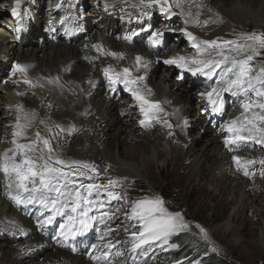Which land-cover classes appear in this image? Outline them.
Wrapping results in <instances>:
<instances>
[{"label": "rangeland", "instance_id": "1", "mask_svg": "<svg viewBox=\"0 0 264 264\" xmlns=\"http://www.w3.org/2000/svg\"><path fill=\"white\" fill-rule=\"evenodd\" d=\"M83 1L84 0H70V2H68V6L72 5L75 11L76 12L78 11L79 16L84 20L90 18L99 20L103 17L105 13L112 10L110 8L113 9L135 8L137 9V11L150 12V17L152 19V22L150 23L149 30L138 35L135 39V43L144 47V45L148 44L147 37L148 35L151 34V31H155L157 29L164 31L165 33L163 38L164 44L160 48L154 49V52L157 54L156 56L158 59L154 66L155 70H153L151 74L152 73L156 74L155 77L156 82L158 83V85H161V87L167 89L168 86L169 89V85L165 86V84L167 83L165 81L171 79L173 82L182 86L185 89L187 98H189L190 95L191 97H194L195 100L193 106L191 105L192 104L191 98H189V100H186V102L188 101L186 103L188 104V107L186 109L184 107L182 112L186 114L188 113L187 114L189 115L188 118H191L192 120L190 121L186 120L187 123L186 128L183 132L180 133H173V134H171L170 132L168 133V131L172 129L169 123L167 126L154 125L152 127L153 129L149 128L147 125H142L140 123V121L145 118L144 114L142 116L141 114H138V112L133 113L134 115L138 114L136 115L137 116L136 121L138 122V124L145 127V129L139 130L140 128L137 126L135 120H133L136 124V131H134V133L138 132L140 135H147L149 133L152 134L153 133L152 131L147 132L143 130H148V129L154 130L157 127L162 129L163 131L162 133L164 134L167 133L166 142L160 144L159 148H157L156 150L151 149L146 152L142 151L136 160H130V161L124 160L125 163L132 165L136 164V166H139L142 169V173L140 169L138 171L139 174L137 176L132 175L127 171H122V170H120L119 172L116 171V169L112 167V165L113 166L116 165L113 163L108 164L107 162H104L105 158H102L100 160L97 159L98 162H100L99 164H96L97 162L92 163L93 160H91L92 158L90 156V150L86 146H82V147L79 146L82 142L85 143V141L83 140V135L78 134V132H81V129L77 128L76 126L68 130L60 122L59 126L60 128L63 129L64 132L65 131L70 132L73 130V132L75 131L76 134L67 137L62 134L64 137L61 136L60 140L51 138V145L54 149L52 155L54 157H58L59 159L64 160L67 163H71L68 161L72 160V161H81L91 165L94 164V167L99 173V175L96 176L95 173H92L88 169H81L86 173V175L93 176L94 179L89 180L87 178H80L78 179V183H83L85 185L89 183L107 185L109 179L112 180L116 179V177L114 178V176L121 178V179L117 178L118 183H116L109 190L114 191L115 193H119L122 198L119 200H112L110 203L107 202L108 205L111 206L110 213L111 214L115 213L119 218L118 220H115L112 223V225L110 224V227H112L113 231L109 235H106L103 240L98 239L99 235H97L96 228L101 229L102 227L97 224L85 236L81 237V241H83L88 253L91 254L92 257L93 256L102 257L104 252L110 251L111 255L109 256V260L111 257L115 256L117 258L116 264H187L188 260L191 257L196 256L198 254H201L202 257V254L205 252L217 255V257L224 259L228 264H264V175H261V172L264 171V165H261L259 163L260 160L264 159V146L251 141L241 143L239 146H226L224 143L225 137L228 136L229 134L223 130L222 126L227 122L241 116L243 110L239 105H240V101L244 99L243 96L237 97V96H233L230 93L224 94L222 111L220 113H213L211 111L210 105L207 103V98L206 97L202 98L200 96V93L210 91L212 86L215 85L217 77L220 74H222L224 71H226L229 67L233 66L231 62L229 61L226 64L221 65L220 68L216 69V75L213 76L212 79H209L208 77L201 74L192 75L190 72L186 70L182 71L181 69L177 68L174 65L164 64L163 63L164 59H169L171 57H174L175 54H176L175 56H177V53H179L178 56H185V57L196 56V49L192 47L191 42L181 32V29L185 28L182 27V25H180L181 23L179 22L180 19L183 18L182 16L174 15L175 19L173 18L172 21L173 23L172 25H170L168 23V19L170 17H168L165 14L164 15L161 14L158 6H154V8L150 10L146 9L141 4V0H133L130 3H128L129 0H85L84 2ZM210 1L214 2V5L216 6L218 5L216 4L217 0H210ZM260 1L264 2V0L245 1L246 3H249V8L253 7L254 9H246L245 7L238 9L234 4L233 5L227 4L226 5L227 11L231 10L236 12V13L234 12L235 14L233 13V15H231V18L235 17L234 19L232 18V22H234L233 23L234 27H232L231 30H227L219 35H214L213 33L215 28H209L205 26V29L207 28L209 29L207 30L204 29L199 32L194 31V34L195 35L198 34L197 36L200 35L201 38L205 40H216L217 38H221V41L236 40L238 42H243V38L240 35L241 33H252V32L258 34L264 33V4H262L261 6ZM112 2H114V5L112 4ZM104 3H107V5L109 6L107 10H102L101 6H103ZM57 5H59V7ZM64 5H65V0H32V6L30 8L29 18L30 21L32 20V18H35L37 19V22H34L32 26L30 25V27L23 26V24H20L21 30L19 33L17 32L15 33V31L12 32L10 31V33L3 35L6 38L7 46L11 48L12 45H20L21 49L27 47H31L34 49H43V47H45L44 49H46L53 44H56L58 46L64 44L61 45L64 47L66 45V41L64 40L63 37L60 36L57 40H52L51 38H49L47 32L48 26L57 17L62 15V13H58L56 10L62 9ZM21 6H22V0H20L18 7L16 6V0H0V27L4 26L6 30L7 28L11 27L14 30L15 27L12 26V22L16 20L17 17H14L12 15V9L14 7H17V12L20 13ZM10 16H12V19ZM220 24L221 22H219L214 27L220 28ZM168 29H171L172 31H168ZM86 33H87L86 31H83L79 37H81L85 41H90V39H92L93 36L88 37L86 36L87 35ZM121 33H122V26H119L115 30V34L116 36H120ZM34 39L37 40L35 41ZM1 40L2 38L0 37V41ZM140 46L138 47L141 48ZM224 51L225 54L234 57L236 60L245 59L247 55L253 54L251 49L245 48L240 52L239 55H237L235 46H231V47L225 46ZM258 51H259V55H255L254 59L250 62L251 67L254 69L253 74H255V71H258L261 66H264V49H259ZM208 52L210 53L209 55L203 54L199 58L212 59L213 57H215L216 59L217 57V59H221V57L216 56V52L213 51L212 49H209ZM17 60L20 61L18 62L19 64H23V62L25 63L26 61V60L24 61L19 60L17 56H14L12 58L11 64H9L10 60L8 59L4 61L0 60V68H2V72L0 73V96H1L0 104L3 107V110L1 112L2 113L5 112V116L3 117L0 116L1 117L0 126L5 127L7 129H11L13 125H15L14 123L13 125H10L8 118L14 119L16 123V116L18 114L22 115L25 112L28 113L29 110L27 107L25 108L24 105L25 103L21 102V100H23L24 97L32 96L33 99L40 100L42 104L45 105V109L46 107L49 106L48 105L49 99H52L55 102H57L56 98H58L56 93L52 92V90L48 88H45L43 84L34 83L29 78L23 77V73L16 71L15 65L17 64ZM151 74L149 76V79L151 77ZM15 76H17L18 78ZM135 77H136L135 74H131L129 78L134 79ZM18 79H20L22 83ZM25 79L30 80L32 86L30 84L29 85L25 84L24 83ZM18 81L20 82L19 84ZM140 82H142V85L146 88L150 86L148 85V82H146L145 79ZM20 84L24 86L22 87V89H20ZM29 87L31 89H29ZM133 87L135 89V86ZM150 90H151L149 92L150 97L149 98L144 96L143 97L148 101H153L154 103L159 102V106H161V101L160 99L157 98L158 95H156L157 93L154 90V87L153 88L150 87ZM12 94L16 95V97L19 98L18 99L19 103L17 105H21V103L23 104L22 105L23 113H20L18 111L16 112L12 111L14 106L17 107V105L11 103L13 107L11 105L10 106L12 108L8 106L10 104L9 95L11 96ZM129 94L132 95L131 92L128 91V95ZM21 96L23 98H21ZM118 98H120L121 101L123 102V103L120 102L118 103L123 107H125L126 109L129 105L133 103L130 101L131 99L127 97L120 96ZM250 98L252 100L258 99L254 93L250 94ZM137 102L138 101H136V103ZM259 102H264V98H260ZM195 105L196 107H194ZM44 111L43 113L40 112L39 116L37 114L35 118L32 120L31 124L34 123L33 126L34 133L39 132L40 135L42 133H44V135L46 134L49 135L50 131L48 130V127L50 124L48 122L43 121V117L45 115L50 116V113L47 109ZM134 111H139V108L135 107ZM255 111H259V109H255ZM41 114L44 115L41 116ZM250 114L251 113H249V115ZM127 115L125 118L130 117ZM203 125L205 127L210 126L212 128V132L208 131L206 128H203ZM60 128H58V131H60ZM46 130H48V132ZM87 132H91V130H88ZM34 133H31L30 135L35 136ZM183 133L186 134V136H188L187 140L189 141L190 144L188 143L187 140L184 142L183 145H180V143L177 141L178 139H180ZM107 135L108 137L112 138L113 136H115V130L113 128L109 129ZM213 136H218L220 141V146H222V148L226 152H228V154L231 155L232 157L239 156L242 162L256 161L255 164H251L247 166V171L250 173V175L246 176L244 175V170H245L244 167L238 168L236 162L233 161L232 157L229 160L230 171L228 170V174H231L232 171L231 168H235L237 171V172L235 171L236 175L231 174V176L233 175L232 176L233 178L237 176L235 178V181L241 180L240 181L241 185L244 184V182L248 183V186L247 187L245 186V188H247V191L251 193V196L248 199L249 201L247 200L246 202L247 207L245 209L241 204V202L237 200L236 202L237 204H235L236 205L235 210H233L234 202L236 201L235 197L239 196L240 191L236 192L237 194H235L236 190L233 189L228 194L221 195L220 192L218 191L219 187H216L215 184L214 185L211 184L212 172L210 170L211 168H210L209 158L207 159L206 162H204V165L207 168V172L209 173V176L211 178L209 180L207 179L208 181L203 179L198 180L197 178L196 181L191 183V175L188 174L185 177L184 181L182 182L181 188H178L175 185V183H173L170 180L169 176H166L167 173H164V171L161 172V167L165 165L166 155L168 156L167 153L168 147L172 146L177 149L181 148L182 151L188 149L189 147H192L193 149L196 147L195 148L196 150L195 149L194 150L198 151V153L200 152L199 153L200 155H203L205 153L204 155L210 157L211 150L209 149L210 147L209 139L210 137L212 138ZM7 137L8 134L6 135L0 134V154H2L5 149H9L13 147V145H11V140H9ZM121 137H123V135H121ZM207 141H208V147L206 148L205 145L207 144ZM141 142L142 141L138 140L136 143L141 144ZM130 143L131 142L125 143L122 147V150L126 149L127 146L130 145ZM117 150H119V148ZM158 150L165 151L164 152L165 155L162 154L159 155ZM77 158H81V159L74 160ZM101 162L106 163L105 166L102 167L100 165ZM150 163L153 164L152 172H154L157 177V179L155 180L157 181L155 185L152 182H149L148 181L149 179L147 180L146 178H144V177H148L147 173H144V171L145 168ZM172 166L173 165L171 164L169 168H172ZM0 175H1L0 188L3 186L4 188L3 187L2 188L5 191V192L1 191L0 199L2 200V202L6 203L5 205L0 204V213L11 216L14 219L18 220L20 222V227L22 228L21 230H19L20 229L19 226H18L19 229L17 228L21 233L20 235L21 237H20L18 233H16L17 235L16 236L15 233H12V231H10L11 227L8 228L7 226L1 227L0 245H3V247L7 250V253H12V254L16 253L18 260L20 262H23V264H72L71 260L65 256L59 258V261L56 263H50L45 260V257L47 256L48 252H54L59 247L53 248L52 250L50 248L49 249L45 248L41 251V253L43 252L42 254L41 253L39 254L35 251L31 252V249H29L27 246L29 244L24 243L27 241L26 240L27 236L24 235L25 231H27L26 223H24V221L25 220H27V222L31 221L32 225L34 224L33 227L36 230V234H38L37 227L39 226V224L37 223V221L38 219L42 218L41 208L39 205L17 204L13 200L8 199L6 197L7 182L3 176V173H0ZM256 186L258 190H256ZM188 187H190L191 189H189ZM239 187L240 186H238V189L240 190ZM104 198L108 201L106 194L104 195ZM146 198H150V199L161 198L163 200L164 208L167 209L169 213L181 214L183 221L187 223L189 227L179 232H186L190 234L191 242L188 245L189 247L188 249H192L191 256L185 255L183 257H180L182 253H178V250L181 249V247L183 246H180L177 243L170 242V238H169V243L175 244L177 245V247L172 248V247H168L167 245L163 247H159L157 246V243H153L150 249L149 246L146 245L147 249L144 252H147V255H143L142 253H139L140 251L144 250L145 247L137 250V252L132 250L131 233L133 231L139 232L140 228L137 223L134 224L132 222L133 220L126 218L125 214L130 212L134 202L144 200ZM90 199L94 200L93 195L92 197H90ZM91 214L97 215L98 213H95L93 211ZM22 215L25 217H23ZM63 219H64L63 217H57L56 221L52 225L47 226L46 231L42 233V235H40L41 236L39 238L40 241H46L45 239L52 241V239H56L57 238L56 231L59 227V223L63 222ZM1 223L3 224V221ZM197 225H199V227H197ZM201 228L204 229V233L200 231ZM22 232L24 234H22ZM205 233H206V238H205ZM7 235L10 236L12 240L6 237ZM109 241H111L112 245H114V247H112L111 249L106 247ZM71 243L75 245L77 243V240L72 241ZM92 244H98L99 247L96 249H92L91 247ZM34 245L36 246V242H34ZM43 245L46 246L48 244L46 243L41 244L39 247L42 248ZM8 248H12V249L9 250ZM60 250L66 251L67 253L71 254V252L68 251L67 249H60ZM23 251H25V254H22ZM28 252L31 255L30 254L27 255ZM116 252H121L123 254L117 256ZM10 257L11 256L7 257L6 255L0 256V264H11L8 263L9 262L8 259ZM93 261H97V260L93 259ZM103 261H104L103 259L100 260V262Z\"/></svg>", "mask_w": 264, "mask_h": 264}, {"label": "bare ground", "instance_id": "2", "mask_svg": "<svg viewBox=\"0 0 264 264\" xmlns=\"http://www.w3.org/2000/svg\"><path fill=\"white\" fill-rule=\"evenodd\" d=\"M132 1L133 0H129L128 3ZM245 1L246 0H217L216 4L218 5L216 6L214 5V2H211L210 0H183L182 7L184 14H181V9L176 8L175 6H173V12L176 13L175 15H180L183 17L182 19H180L179 22L181 23L180 25H182V27H185L188 32L194 34V31L196 32L202 31L205 29L206 26L209 28H215L213 34L219 35L227 30H231L232 27H234L233 24L234 22H232L233 17L231 18V15H233L235 11H231V10L227 11L226 5L234 4L238 9L244 7L246 9H254L251 6H250L251 8H249V3H246ZM68 2H70V0H65L64 7L62 9L56 10L58 13H62V15L57 17L47 28L49 38H51L52 40H57L60 36L64 38V40L66 41V45L64 47L61 46L64 44H61L60 46L53 44L46 49H44L45 47H43V49H34L31 47L21 49L20 45H12L10 48L9 46H7L6 38L3 35L10 33V31L11 32L15 31L16 28L13 30V28L9 27L6 30L3 26L0 27V37L2 38V40L0 41V60L4 61L8 59L10 60L9 64H11L12 58L14 56H17L19 60H23V61L26 60L25 63L23 62V64H21L28 66L26 73H23V77L29 78L34 83H41L45 88H48L52 90V92L57 94L58 96V98H56L57 102H55L52 99H49L48 101L49 106L46 107V109L50 113V116L45 115L43 117V121L48 122L50 124L48 130L51 131L49 135L48 134L44 135V133H42L41 137L48 138L51 142V138L60 140L61 136L63 135L67 137L76 134V132L75 131L73 132V130L70 132L58 131L57 125H59L60 122L68 130L77 126V128L81 129V132H78V134H82L83 140L85 141V143L82 142L79 146L81 147L86 146L90 150V156L92 158L91 160H93L92 163L97 162L96 164H99L100 162H98V160L105 158V161L103 160L104 162H107L108 164L113 163L116 165V166L112 165V167L115 168L116 171L118 172L120 170L127 171L128 173L137 176L139 174L138 171L141 168L139 166H136V164L132 165L125 163L124 160L126 161L136 160L142 151L146 152L151 149L156 150L157 148H159L160 144L166 142L167 133L165 134L162 133L163 132L162 129L158 127L152 130L153 129L152 127L154 125L167 126L169 123L172 129L168 131V133L170 132L171 134H173V133L183 132L186 128V124H187L186 120L190 121L192 119L188 118L189 117V115H187L188 113L187 114L183 113L182 110L184 107L185 109L188 107V104H186L188 101L186 102V100H189V98H191L192 100L191 105L193 106V103L195 102L194 97H191L189 95V98H187L185 89L182 86L173 82L171 79L165 81L167 82L165 86L169 85V89L168 86L167 89H165L164 87H161V85H158L155 79L156 74L155 73L151 74V72L155 70L154 66L158 59L156 56L157 54L154 52L155 48L149 47L148 44L144 45V47L136 44L135 39L138 35L133 36L131 40L124 39V36L126 34L130 35L132 32H138L139 35L146 32V31H141V29L142 28L149 29L150 23L152 22L150 16H145L143 17V19H138V17H140V14L142 12L137 11V9L135 8H129V9L110 8L112 10L108 11L107 13H105L104 11L105 14L99 20H95L91 18L84 20L79 16L78 11L76 12L72 5L68 6ZM260 2L262 6L264 2L263 1ZM112 4L114 5V2H112ZM106 5L107 3H104L103 6H101L102 10L108 9L109 6L107 5L106 7ZM31 6H32V0H22V6L20 8L19 17L16 18L17 21L19 20V26L20 24H23V26L30 27V25L32 26L34 22H37V19L35 18H32V20L30 21L29 14H30ZM152 8L154 7L147 9L150 10ZM188 13H191V15H188ZM10 17L12 19V16ZM62 18H63V23L61 22ZM173 18L174 15L168 19V23L170 25H172L173 23L172 22ZM185 19H188L189 21L187 25L184 22ZM196 19L200 21L199 24L195 22ZM204 21H208V23L205 25ZM219 22H221L222 24V25L220 24V28L214 27ZM119 26H122V33L120 36H116L115 30ZM83 31L87 32L86 36L88 37L93 36L92 39H90V41H85L84 39L79 37ZM197 35L194 34V36L198 38V41L205 40L202 39L200 35H199L200 37ZM163 44L164 42L162 43V45ZM93 45H101L102 47L100 50H97L96 48L93 47ZM138 46H140L141 48H139ZM161 46L157 48H160ZM111 52L123 53L124 54L123 59H118L115 56L107 54ZM205 54L209 55L210 53L207 52ZM137 55L143 57L142 64H147V67L136 65L135 57ZM175 55L174 57H178L179 53H177V56ZM212 59H215V57H213ZM18 62L20 61L17 60V63ZM109 66H111V68L115 72L122 73V69L127 67L130 69L131 74H135L136 76H144L146 82H148V85H150V86L147 85L148 88L144 87L142 85V82L140 81L137 82L136 85H134L135 89H139L140 94L144 97L149 98L150 97L149 89L150 87L151 88L154 87V90L157 93L156 95H158L157 98L160 99L161 101V106H159V110H153L151 120L145 124L152 129L143 130L147 132L152 131L153 132L152 134L149 133L147 135H140L138 132L134 133V131H136V124L140 128L139 130L145 129V127L139 125L138 122L136 121L137 120L136 115L141 114L143 116V113L140 111L139 101L136 103L137 100L134 99L133 95L130 94L128 95V91L125 88L124 84L122 83L113 84L110 82V80L105 76L103 71L104 68ZM1 72H2V68H0V73ZM150 74L151 77L149 79ZM20 82L18 81V84ZM22 87L24 86L20 84V89H22ZM29 89L31 88L29 87ZM120 96L130 98L131 99L130 101L133 103L131 105L128 104L129 106L126 109L125 107H123L118 103V102L123 103L121 99L118 98ZM21 98L23 97L21 96ZM18 99L19 98H17L16 95L13 94L11 96L9 95L10 104L8 106L10 105L12 106V104L17 105L19 103ZM0 100H1V96H0ZM21 102L25 103L24 104L25 108L27 107L29 110V111L27 110L28 111L27 114L29 115L30 127L27 129V139H21L20 142L27 143L28 140H33L36 138L35 136L30 135L31 133H34L33 132L34 123L31 124L32 120L35 118L37 114L39 116L40 112L43 113V111L46 109H45V105H43L40 100L33 99L32 96L24 97L23 100H21ZM21 105L23 104L21 103ZM135 107H138L139 111H134ZM194 107H196V105ZM2 110L3 107L0 104V116L3 117L5 116V112L2 113L1 112ZM12 111L14 112L18 111L17 107L14 106ZM134 112H138V114L134 115L133 114ZM42 115L44 114H41V116ZM126 115L130 117L125 118ZM8 119L10 125H13V123L15 124L14 119L11 118ZM133 120H135L136 124ZM21 122L27 123L23 119L21 120ZM4 128L5 127L0 126V134H5V135L8 134L7 138L9 140H12V132L14 130L13 127L11 129H7V128L4 129ZM111 128L115 130V136H113L112 138L108 137L107 135L108 130ZM203 128H206L208 131L212 132V128L210 126L205 127L203 125ZM48 130L46 131L48 132ZM88 130H91V132H87ZM121 135H123V137H121ZM187 138L188 136H186V134L183 133L180 139H178L177 141L180 143V145H183L184 142L187 140ZM138 140L142 141L141 144L136 143ZM127 142H131L130 145H128L126 149L122 150L123 145ZM209 143H210L209 149L211 150V156L209 155L210 157L204 155L205 153L203 155H200L199 154L200 152L198 153V151H195L196 150L195 146H194L195 150L192 147H189L184 151H182L181 148L177 149L172 146L168 147L167 153L169 157L166 155L165 165L161 167V172L164 171V173H167L166 176H169L170 180L173 183H175V185L178 188H181L182 186L181 184L188 174L191 175V183L196 181L197 178L198 180L201 179L209 180L212 178L211 184L212 185L215 184L216 187H219L218 191L220 192L221 195H226L229 192H231V190L233 189L236 190L235 194H237L236 192L240 191L239 196L235 197L236 201L234 202L233 210H235L236 207L235 204H237L236 203L237 200L241 202V204L245 209L247 207L246 202L251 196V193L247 191V188H245V186L246 187L248 186V183L244 182V184L241 185L240 182L241 180L235 181V178L237 176L235 178L232 177L233 175L231 176V174L236 175L235 168H231L232 169L231 174H228V170L230 166L229 160L232 156L229 155L228 152H226L222 148V146H220V141L218 136H213L212 138L210 137ZM41 146L43 145H40V147ZM205 147L206 148L208 147V141ZM118 148L119 150H117ZM164 152L165 151L163 150H158L159 155L160 154L165 155ZM208 158L210 159V168H211L210 170L212 172L211 178L209 176V173L207 172V168L204 165V162H206ZM79 159L81 158H77L74 160H79ZM68 162H72V160H69ZM105 164L106 163L101 162L100 165L103 167L105 166ZM171 164L173 166L172 168H169ZM92 165L94 166V164ZM152 169H153V164L150 163L145 168L144 171V173H147L148 177H144V178H146L147 180L149 179L148 181L152 182L155 185V183L157 182L155 181L157 177L155 173L152 172ZM65 170L67 171L69 169H65ZM141 173H142V169H141ZM115 177H116L115 179L116 181L117 178H120L114 176V178ZM238 186H240L239 187L240 190L238 189ZM2 187L0 188V193L1 191L5 192L3 190L4 187L3 188ZM188 188L191 189L190 187ZM256 190H258L257 186H256ZM104 195H102L100 198L106 201L105 210H108L110 212L111 206L108 205L107 200L104 198ZM6 197L10 199L7 194ZM93 198L94 200L97 199L95 193L93 194ZM0 204L5 205L6 203L2 202V200L0 199ZM93 211L97 213L95 208L93 209ZM112 215L114 218L111 219L110 221H107L106 224L97 223V225L102 227L100 229L101 233L104 232L106 228L112 229V227H110V224L112 225V223L115 220H118L119 217L115 213ZM2 221L3 224L1 223ZM132 222L134 224L137 223L134 220ZM24 223H26V230H27V231L24 230L25 234L22 232V234L27 236L26 238L27 241L24 243L29 244L27 246L29 249H31V252L35 251L40 254L41 251L45 248L47 249L50 248L52 250L53 248H57V247H59L60 249H67L68 251L71 252L70 254L67 253L66 251H61L59 248H57L54 252L47 253V256L45 257L46 261L50 263H56L59 261V258L65 256L71 260L72 264H105V261L103 262L93 261L91 254L88 253L83 241H81V237H78L76 239L77 243L74 245L76 251L73 252L71 250V247L64 246V243L60 241L59 237H57L56 239H52V241H49L47 239H45L46 241H40L39 239L41 237L40 235H42V233L46 231V227L41 228L40 226H38L37 227L38 234H36V230L33 227L34 224L32 225L31 221L27 222V220H25ZM4 226H7V228L11 227L10 231H12V233H15V235L16 233H18L19 236L21 235L19 231L22 229L20 227V222L11 216L0 213V228ZM18 226L20 229L18 228ZM97 235H99L98 232ZM6 237L10 238V236L8 235ZM10 239L12 240V238ZM34 242H36V246L34 245ZM45 243L48 245L46 246L43 245L42 248L39 247L41 244H45ZM142 247L143 246H141V248ZM8 249L11 250L12 248H8ZM137 250L139 249H136L135 252H137ZM25 251H23L22 254H25ZM28 254L30 253L28 252L27 255ZM4 255H6L7 257L11 256L8 259L9 261L8 263L23 264V262H20L18 260L16 253L14 254L7 253V250L3 247V245H0V256H4ZM110 260L112 261V264L117 263L116 262L117 258L115 256L111 257Z\"/></svg>", "mask_w": 264, "mask_h": 264}, {"label": "snow or ice", "instance_id": "3", "mask_svg": "<svg viewBox=\"0 0 264 264\" xmlns=\"http://www.w3.org/2000/svg\"><path fill=\"white\" fill-rule=\"evenodd\" d=\"M20 0H16L18 7ZM141 4L147 9L154 6L159 7L161 14L168 17L175 15L173 6L183 11V0H141ZM59 7V5H57ZM17 7L12 9V15L19 17ZM107 7V5H106ZM191 15V13H188ZM145 16H150L148 11L140 14L138 19H143ZM63 23V18L61 20ZM185 24H188V19H185ZM197 24L200 23L198 19L195 20ZM18 26L15 29L17 33L20 32L19 20ZM208 21H204L206 25ZM147 28H142L141 31H148ZM168 31H172L168 29ZM181 32L191 42L192 47L196 49V56L193 57H171L163 60L164 64L174 65L182 71L186 70L192 75L201 74L209 79L216 75V69L221 65L231 62L233 65L226 71L220 74L214 86L208 92L200 93L202 98H207V103L211 107L213 113H220L223 106V95L232 94L233 96H243L244 99L240 101V107L243 110L240 117H237L226 124L223 130L229 135L225 137L224 143L226 146H239L244 142H255L264 146V102H259L260 98H264V66H261L258 71L251 67L250 62L254 59L255 55H259V49H264V33H241L243 42L236 40H203L198 41V38L193 33L188 32L187 29H181ZM164 31L157 29L151 31L147 37L148 46L157 48L162 45L164 38ZM139 35L138 32H132L130 35H125V40H131L133 36ZM225 46H235L237 55L240 54L245 48L252 51V55H247L245 59L236 60L225 54ZM97 50L101 49V45H93ZM212 49L216 55L221 59H200L199 57ZM118 59H123V53L111 52L107 53ZM136 65L147 67V64H142L143 57L137 55L135 57ZM192 65V66H189ZM26 65L17 63L15 70L21 73H26ZM105 76L111 83H122L125 88L131 92L133 97L139 101L140 110L144 114V119L140 121L142 125L148 123L152 118L153 110H159V102H151L146 100L141 94L139 89H134L137 82L145 79L144 76H136L130 79L131 71L125 67L122 73L115 72L111 66L103 69ZM59 79V78H57ZM24 83L31 84L30 80L25 79ZM149 91H151L149 89ZM254 93L258 98L252 100L250 94ZM18 112L23 113V106L17 105ZM259 109V111H255ZM249 113H251L249 115ZM21 119L27 123H21ZM43 123V122H42ZM30 127L29 115L23 113L16 116V123L13 125L12 148L5 149L0 154V173L6 180V194L8 197L17 204L22 205H39L41 208V219L37 223L41 228L52 225L57 217H63V222L59 223L56 231V236L64 243V246L71 247L73 252L76 251L75 246L71 243L78 237L85 236L92 230L97 223L106 224L107 221L113 219V215L105 210L104 199L100 197L104 194L107 195L108 203L112 200H119L122 197L119 193L109 190L116 183L115 180L109 179L107 185L89 183L87 185L78 183V179L87 178L94 179L93 176L86 175L81 169H88L96 176L99 175L96 168L88 163L81 161H72L67 163L58 157L52 155L54 149L48 138L41 137L39 132L35 133V139L28 140L27 143H21V139H27V129ZM57 128H60L57 125ZM51 131V130H49ZM60 131H63L60 128ZM43 147H40V145ZM231 150V147H230ZM233 161L236 162L237 167H244V175L248 176L250 173L247 171V165L256 163V161H243L239 156H233ZM259 163L264 165V159ZM69 169V170H65ZM254 174V173H253ZM264 175V171L261 172ZM96 194L97 199H90L93 194ZM95 208L97 215H92ZM48 213V214H45ZM126 218L137 222L140 231H133L132 236V250L140 249L142 245H148L149 249L153 243L157 246L175 248L177 245L170 244L169 238L177 234L179 231L187 229L189 225L182 219L180 213H169L163 206L161 198L136 201L133 203L129 213H126ZM199 227V225H197ZM99 233L98 239L103 240L106 235H109L113 230L107 229ZM200 231L204 233V229ZM206 238V233H205ZM92 249L99 247L98 244H92ZM111 249L114 247L111 241L106 245ZM121 252H116V255H122ZM147 255V252H143ZM111 255L110 251L103 253L102 257L93 256L92 259L98 262L103 259L105 264H112L109 260Z\"/></svg>", "mask_w": 264, "mask_h": 264}, {"label": "trees", "instance_id": "4", "mask_svg": "<svg viewBox=\"0 0 264 264\" xmlns=\"http://www.w3.org/2000/svg\"><path fill=\"white\" fill-rule=\"evenodd\" d=\"M170 242L172 243H177L181 247V249L178 250V253H182L180 257H183L185 255H190L191 256V251L192 249H188V245L191 242L190 239V234L186 232H179L177 234H174L170 237ZM187 245V248H186ZM199 256V257H198ZM181 259V258H179ZM195 260H197L194 264H228L224 259H221L220 257H217L215 254H211L208 252H205L202 254H198L196 256L191 257L187 264L193 263Z\"/></svg>", "mask_w": 264, "mask_h": 264}]
</instances>
